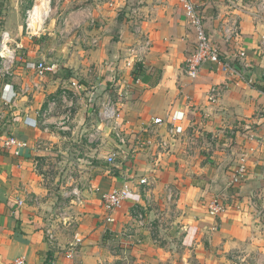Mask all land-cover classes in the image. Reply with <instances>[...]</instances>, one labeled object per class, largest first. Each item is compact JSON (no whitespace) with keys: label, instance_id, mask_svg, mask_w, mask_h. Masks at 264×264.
<instances>
[{"label":"crops","instance_id":"obj_1","mask_svg":"<svg viewBox=\"0 0 264 264\" xmlns=\"http://www.w3.org/2000/svg\"><path fill=\"white\" fill-rule=\"evenodd\" d=\"M37 1L0 0L5 28L19 47L15 75L0 78V107H6L0 111V264L19 259L26 264H111L119 257L113 251L125 252L127 263L128 253H139V263L146 264L150 259L142 251L147 246H113L109 236L128 240L137 229L145 234L133 208L164 205L167 188L175 194L170 233L175 238L185 233L181 247L187 254L202 264H264V0H195L213 43L232 68L225 73L206 64L196 80L185 71L196 39L182 0H52L42 31L30 35L25 18ZM146 42L150 46L142 53L143 62L130 70L127 54ZM239 51L246 53L242 61L236 57ZM40 62L53 67L44 78L37 74ZM64 92L74 98L69 129L56 125L65 113L60 100L48 125L29 124ZM106 94L113 95L135 133L153 140L135 154L129 148L120 151L113 166L107 159L116 143L107 138L100 149L88 139ZM174 113L185 116L184 132L170 139V120L158 128L152 122ZM153 128L156 136L149 135ZM9 136L29 148L14 156L3 148ZM165 140L166 149L159 145ZM38 141L45 146L41 150ZM72 145L80 200L71 198L79 204L68 211L69 222L55 232L58 242L51 246L46 230L52 224L47 225L45 211L36 210L29 199L19 206L18 199L26 190L42 203L52 202L54 194L37 172L38 160L54 154L55 147L66 155ZM243 157L247 173L239 185H231ZM128 174L136 186L114 214L116 222L108 224L103 196L121 188ZM139 178L153 183L148 192L140 191ZM216 197L227 209L211 217L207 204ZM75 238L82 242L69 259Z\"/></svg>","mask_w":264,"mask_h":264},{"label":"built area","instance_id":"obj_2","mask_svg":"<svg viewBox=\"0 0 264 264\" xmlns=\"http://www.w3.org/2000/svg\"><path fill=\"white\" fill-rule=\"evenodd\" d=\"M52 0H38L37 3L27 11L25 18V31L30 35L39 34L45 22L48 19L50 14ZM182 8L185 13V17L192 28L195 34V47L190 55L187 57L185 63V71L187 76L196 80L199 78L203 67L206 64L218 65L223 72L228 73L231 71V66L227 61H224L222 58V52L220 48L213 43L212 37L206 27L205 15L196 3L195 0H182ZM41 9L44 12L42 17H36V10ZM137 32H139V27H137ZM232 39V32L227 30V41ZM149 42L145 44L139 43L134 46L130 52L127 54L126 66L133 70L134 65L141 64L143 62L142 53L149 50ZM18 45L8 31H4L0 39V78L1 79H11L15 75V67L17 61V50ZM237 59L241 61L245 59L246 53L244 51H239L237 54ZM37 74L40 78H44L47 73L52 72L53 67L48 66L45 62H40L36 66ZM35 88H38V85H34ZM30 88L26 87L25 92H29ZM216 90L213 89L211 94H215ZM214 99V98H212ZM12 98L8 101L10 102ZM59 100L61 101L65 113L62 119L56 123L59 127L63 129H69L70 125L74 120V98L68 93L64 92L59 96V99L53 100L47 109H45L41 114L38 115L37 120H34L32 123L34 127L38 125H48L50 123L49 118L52 113L57 109ZM185 116L183 114L174 113L169 115L167 120L162 118H156L153 120L152 125L154 127H160L170 120V125L167 128V133L169 134L170 139L174 138L176 135L182 134L184 132V122ZM29 119L26 120L28 123ZM48 126L46 127V129ZM151 129L149 131L150 136H156L158 134V129ZM133 127L128 121L124 119V116L120 112L113 95L106 94L102 99L97 116H96V125L88 133V139L92 144H100L104 138H111L116 143L115 152L107 159V163L110 166H113L116 162L117 154L120 151H126L128 148L129 154H135L137 151L143 150L145 147H148L153 144V140L143 138V136L135 133ZM42 142L38 141L36 144V149L41 150ZM160 147L166 149L169 147V141H162ZM3 148L13 154L16 157L21 156L22 152L29 148V144L26 141H23L15 136H9L3 141ZM248 167L246 165V157H243L242 164L238 167V170L233 175L231 180V185H239L247 173ZM136 180L131 175L128 174L125 177L124 185L121 188H116L111 192L103 196V208L105 210V222L108 224H114L116 222L114 214L120 210L123 205L131 198V195L136 186ZM153 183L148 180V178H139L137 180V186L140 187V191L148 192L151 189ZM147 188H149L147 190ZM24 192V199H18V205L22 206L27 199L31 200L33 203H39L37 197L32 196L26 190ZM168 200L172 201L175 199V194L171 188H167ZM76 197L77 200H80L79 193L77 189H74L70 194L65 198L71 199ZM208 213L211 217H218L222 215L226 209L227 204L220 197L212 199L207 204ZM142 210V208L140 209ZM136 223L140 227H145L146 221L145 216L142 211L134 215ZM65 220V219H64ZM46 237L51 246H56L58 239L54 230L48 228L46 230ZM82 242L81 238H75V242L70 245L69 251H67V258L72 259L76 252V248ZM13 264H26L24 260L19 259Z\"/></svg>","mask_w":264,"mask_h":264},{"label":"rangeland","instance_id":"obj_3","mask_svg":"<svg viewBox=\"0 0 264 264\" xmlns=\"http://www.w3.org/2000/svg\"><path fill=\"white\" fill-rule=\"evenodd\" d=\"M5 11L3 7H0V39L1 35L4 31H7L5 28ZM28 41L30 44H34V41ZM21 42L24 44L26 42ZM6 107H0V111L2 112ZM6 110V109H5ZM104 138L103 141L98 145V148H102L106 146V140ZM42 147H45L42 144ZM68 151L64 155L63 152H60L59 148H54L55 152L52 155L44 156L41 160H38V174L42 179L43 185L48 189V191L54 194V198L52 202H44L42 203L39 200V203L36 205V210L39 212L45 211L46 215V223L52 224L50 225L51 229L59 234L60 229L65 227L69 222L68 211L72 213V209H74L75 204H79L77 201L73 202V199H66L63 195L64 192H72L74 189H78V164L75 162V155L73 152L74 146L66 147ZM64 148V149H66ZM104 148V147H103ZM60 152V153H59ZM222 199V197H220ZM175 203L169 201L164 205H159L158 202H150L147 203L146 208L142 207H134L133 213L136 215L140 211L144 213L145 216V227H140L137 223L136 225L141 229H143L142 234L139 229L135 230L134 238H129L127 240L126 237L119 235L118 237L109 236V240L112 241V245L117 247H121V245H127L126 247L130 248L134 244L147 246L144 252L145 257L150 259L146 264H202L200 259H197L192 253L187 254L186 250L181 247L183 246L185 233H179L178 237H173L170 233L171 226V218L172 214L176 211L174 209ZM52 207L51 210H45L47 207ZM142 208V210H140ZM65 219V220H64ZM142 235V237H140ZM143 238V240H142ZM140 240V241H139ZM127 248V249H128ZM131 250V249H128ZM141 252V251H140ZM125 252L121 251L117 254L116 251H113L112 254L116 256L119 255L117 262H112L111 264H140L138 261V254H131L130 262L127 263L125 260L126 255ZM134 259V261H132ZM108 264V263H104ZM145 264V263H144Z\"/></svg>","mask_w":264,"mask_h":264},{"label":"bare ground","instance_id":"obj_4","mask_svg":"<svg viewBox=\"0 0 264 264\" xmlns=\"http://www.w3.org/2000/svg\"><path fill=\"white\" fill-rule=\"evenodd\" d=\"M35 15H36V17H38V18H39V17H42V16L44 15V12H42V10H41V9H37V10H36V14H35Z\"/></svg>","mask_w":264,"mask_h":264}]
</instances>
